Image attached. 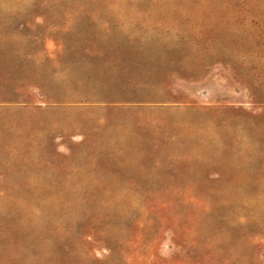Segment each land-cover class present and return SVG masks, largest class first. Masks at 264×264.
I'll return each instance as SVG.
<instances>
[{"label":"rangeland","instance_id":"obj_1","mask_svg":"<svg viewBox=\"0 0 264 264\" xmlns=\"http://www.w3.org/2000/svg\"><path fill=\"white\" fill-rule=\"evenodd\" d=\"M0 264H264V0H0Z\"/></svg>","mask_w":264,"mask_h":264}]
</instances>
